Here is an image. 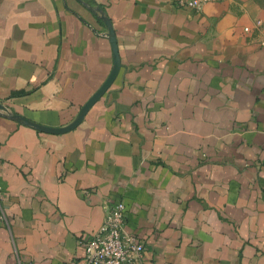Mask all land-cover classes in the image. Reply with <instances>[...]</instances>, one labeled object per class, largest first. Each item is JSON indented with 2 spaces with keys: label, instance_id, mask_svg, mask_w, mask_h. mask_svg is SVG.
Returning <instances> with one entry per match:
<instances>
[{
  "label": "crops",
  "instance_id": "1",
  "mask_svg": "<svg viewBox=\"0 0 264 264\" xmlns=\"http://www.w3.org/2000/svg\"><path fill=\"white\" fill-rule=\"evenodd\" d=\"M104 17L81 123L13 117H76ZM0 104V264L80 261L114 201L138 264H264V0H0Z\"/></svg>",
  "mask_w": 264,
  "mask_h": 264
},
{
  "label": "built area",
  "instance_id": "2",
  "mask_svg": "<svg viewBox=\"0 0 264 264\" xmlns=\"http://www.w3.org/2000/svg\"><path fill=\"white\" fill-rule=\"evenodd\" d=\"M211 0H174L180 7L201 11ZM259 23V20L257 21ZM250 32V26H244ZM4 216L0 212V220ZM125 204L114 201L104 205L100 226L83 242L82 259L74 264H138L141 262L144 244L136 233L125 229Z\"/></svg>",
  "mask_w": 264,
  "mask_h": 264
},
{
  "label": "water",
  "instance_id": "3",
  "mask_svg": "<svg viewBox=\"0 0 264 264\" xmlns=\"http://www.w3.org/2000/svg\"><path fill=\"white\" fill-rule=\"evenodd\" d=\"M104 21L107 25V31L109 36V41L112 48V56H113V65L110 70V73L104 80V82L101 84V86L90 96V98L80 107L79 111L76 114V117L67 125L61 126V127H49V126H43L37 123H33L30 120L19 116L18 114H12L13 117L17 118L18 121L22 122L23 124H27L30 126H33L34 128H37L39 130L45 131V132H51V133H61L69 131L76 126H78L87 111L90 109V107L105 93V91L108 89V87L113 82L114 78L116 77L119 67H120V58L118 56V49L116 44V38L114 31L112 29L110 21L104 17ZM2 105L0 104V108Z\"/></svg>",
  "mask_w": 264,
  "mask_h": 264
}]
</instances>
